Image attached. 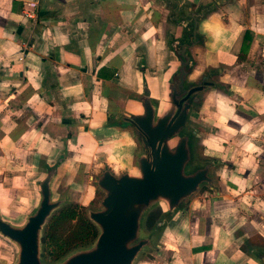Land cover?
Segmentation results:
<instances>
[{
  "label": "crops",
  "instance_id": "crops-1",
  "mask_svg": "<svg viewBox=\"0 0 264 264\" xmlns=\"http://www.w3.org/2000/svg\"><path fill=\"white\" fill-rule=\"evenodd\" d=\"M199 7L211 12L199 25L203 45L191 49L193 72L219 69L225 87L209 91L197 112L216 128L227 152H214L208 129L204 145L211 149L202 156L221 162L219 190L203 189L210 195L169 221L158 248L139 264H246L251 239H264V0H0V165L18 150L37 155L38 173L41 160L57 162L55 182L65 191L82 186L70 175L78 156L104 161L97 164L100 173L135 170L139 146L125 119L139 110L134 98L144 76L152 98L163 99L176 64L168 41L182 34V14ZM87 135L99 147L111 146L116 167L78 152V140ZM52 138L58 147L48 149ZM236 141L245 146L238 178L258 191L259 211L226 196L221 183L225 173L237 171ZM96 176L90 178L94 188ZM72 194L82 204L80 190ZM217 199L228 205L221 208ZM4 205L0 198L1 214Z\"/></svg>",
  "mask_w": 264,
  "mask_h": 264
},
{
  "label": "water",
  "instance_id": "water-1",
  "mask_svg": "<svg viewBox=\"0 0 264 264\" xmlns=\"http://www.w3.org/2000/svg\"><path fill=\"white\" fill-rule=\"evenodd\" d=\"M210 12L208 7H199L182 14V34L168 41L176 64L166 77L160 102L152 98L147 78H142L141 92L134 98L139 110L125 119L139 146L135 170L115 175L105 168L93 180L96 190L104 194L97 209L86 208L98 230L96 239L49 264H139L143 253L152 254L158 248L168 222L187 213L203 189L219 190L216 171L221 162H201L195 146L204 145L208 132L197 114L206 94L216 88L225 91V87L218 82L219 69L209 68L191 81L195 67L191 49L203 45L199 25ZM58 168L57 162L41 167L36 202L24 223L14 224L0 212V238L15 246L14 264H48L43 257L47 225L57 212L76 204L74 199L70 202L68 190L63 197H55ZM156 207L160 215L149 230L146 222ZM247 257L246 264H264V247L249 246Z\"/></svg>",
  "mask_w": 264,
  "mask_h": 264
},
{
  "label": "rangeland",
  "instance_id": "rangeland-1",
  "mask_svg": "<svg viewBox=\"0 0 264 264\" xmlns=\"http://www.w3.org/2000/svg\"><path fill=\"white\" fill-rule=\"evenodd\" d=\"M196 74H193V77L191 78V81L196 79ZM111 102H114L111 100ZM114 103L110 104L111 109L114 108ZM106 109V107H104ZM198 110V108H196ZM196 110V111H197ZM202 114L201 125L205 130L210 129L209 132V140L210 143H212L213 148L216 149V151L219 154H227V152L222 147V141L220 137L217 135V130L213 126L212 123H210ZM45 120V119H43ZM43 122V121H42ZM41 122V123H42ZM191 129V128H188ZM189 131V130H188ZM54 134V133H53ZM88 136V135H87ZM243 141H236L237 149L234 152V167L237 169V171H228L222 176V185L225 189V195L239 199L240 201H243L245 205H247L250 210L252 211H259L257 209V205L259 207V204H256V197L253 193H257V190H253L252 187L246 188L244 185V182L242 180V183L240 182L238 176H240V171L242 172L244 167L241 165H236L238 160L242 157H244L245 152V146H242ZM48 149L55 145V148L58 147L57 141L54 140V138L50 139L48 141ZM110 145L105 147H99L96 142H94L89 136L87 138H83L78 140V152L82 155L87 156H93L98 157L100 159H104L108 163H112L113 166H117V162H115L110 154L109 149ZM195 152L198 154V158L201 162L211 160L212 158H205L202 156V153L204 150L210 151L211 147L209 148L206 145L203 146H195ZM212 151V150H211ZM251 151V150H250ZM207 153V152H206ZM231 156V155H230ZM49 157V158H53ZM236 158V159H235ZM230 159V158H228ZM243 159V160H244ZM99 162H102L103 165L106 164L104 161H100L99 159H94L93 161H88L86 157H76L75 160L71 162L70 165V175L72 177H75L80 180L82 183V186L79 187L77 185L70 184L68 187V195L70 202L74 201L75 196L72 194L73 189L80 190V194H83V197L81 198L80 206H83L85 208L90 209H97L99 207V203L102 200L104 194L97 190L96 198L93 200L92 197L94 196L95 188L92 186L90 178L92 177L93 173L96 172L97 177L101 176L100 171H97V164ZM47 163H53L47 159L40 161V168ZM103 167V166H102ZM37 155H33L32 153L28 154V152H22L21 150H18V152L12 153L11 158L8 157V164L6 165H0V178L4 179L0 181V198L4 199V206H6V209L2 208V215L3 218L14 223L17 225H20L24 223L26 216L31 213L33 210V207L36 202V196H37V190L35 189V186L33 185V182L36 181L38 178L42 177V173H38L37 171ZM234 168V169H235ZM102 169V168H101ZM218 173V170L216 171ZM214 172V174L216 175ZM249 176V173L244 174V177ZM240 183V184H239ZM33 185V186H32ZM73 185V187H71ZM255 189V186H254ZM65 191V189H62L61 183L59 181L54 182L53 187V193L55 194L56 198H59L58 195L62 194ZM257 191V192H256ZM71 196H70V193ZM248 193V194H247ZM250 193V194H249ZM64 194V193H63ZM61 195L62 197L64 195ZM203 194V190L201 191V195ZM250 195V196H249ZM252 195V196H251ZM219 200V206L222 208L224 206H227V200L217 199ZM84 204V205H83ZM160 207H156L152 212L149 214L148 218L154 214L159 217ZM147 229L150 230V227L148 226V221L146 222ZM145 235H147L145 233ZM255 239V238H254ZM252 240L251 244H248L247 246H256V247H264V245H256ZM172 243H174L172 241ZM182 252L186 251V247L183 249H180ZM15 246L9 242L8 240L4 238H0V264H14L16 260V254H15ZM3 257V258H2ZM151 257V254L147 252L142 254V259H146ZM48 264L51 262H47ZM188 263V262H187Z\"/></svg>",
  "mask_w": 264,
  "mask_h": 264
},
{
  "label": "trees",
  "instance_id": "trees-1",
  "mask_svg": "<svg viewBox=\"0 0 264 264\" xmlns=\"http://www.w3.org/2000/svg\"><path fill=\"white\" fill-rule=\"evenodd\" d=\"M157 218L152 214L148 218V226L151 227ZM97 235L98 230L88 219L85 207L78 204L67 206L57 212L47 225L43 257L46 262H55L74 249L88 246Z\"/></svg>",
  "mask_w": 264,
  "mask_h": 264
},
{
  "label": "flooded vegetation",
  "instance_id": "flooded-vegetation-1",
  "mask_svg": "<svg viewBox=\"0 0 264 264\" xmlns=\"http://www.w3.org/2000/svg\"><path fill=\"white\" fill-rule=\"evenodd\" d=\"M205 158H209V156H204ZM203 194L205 195V196H207V195H210L206 190H204V192H203ZM96 195H97V192L95 193V196H94V199L96 198ZM203 195V196H204ZM255 238V239H254ZM255 240V241H253L256 245H264V239L263 238H261V237H253L252 239H251V241L252 240Z\"/></svg>",
  "mask_w": 264,
  "mask_h": 264
},
{
  "label": "built area",
  "instance_id": "built-area-1",
  "mask_svg": "<svg viewBox=\"0 0 264 264\" xmlns=\"http://www.w3.org/2000/svg\"><path fill=\"white\" fill-rule=\"evenodd\" d=\"M20 60L23 61L24 59L21 57Z\"/></svg>",
  "mask_w": 264,
  "mask_h": 264
}]
</instances>
